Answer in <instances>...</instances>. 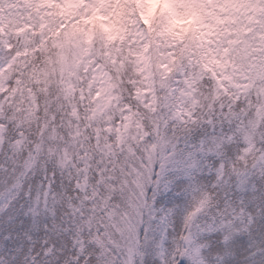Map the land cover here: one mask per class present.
Returning <instances> with one entry per match:
<instances>
[{
  "label": "snow or ice",
  "instance_id": "snow-or-ice-1",
  "mask_svg": "<svg viewBox=\"0 0 264 264\" xmlns=\"http://www.w3.org/2000/svg\"><path fill=\"white\" fill-rule=\"evenodd\" d=\"M13 6L0 264H264V22L241 38L196 0H125L114 45L69 32L80 17L34 18L39 0H0ZM96 9L111 11L83 0V19ZM160 40L172 67L146 87Z\"/></svg>",
  "mask_w": 264,
  "mask_h": 264
},
{
  "label": "rangeland",
  "instance_id": "rangeland-1",
  "mask_svg": "<svg viewBox=\"0 0 264 264\" xmlns=\"http://www.w3.org/2000/svg\"><path fill=\"white\" fill-rule=\"evenodd\" d=\"M53 1L59 2L63 7H65L69 11H78V17H80V15L81 17L80 19H77V26H75L77 28V32H79V29H82L83 31L86 25H90L91 27L89 28V33H91L93 30H103L104 33L113 41L114 45L120 44L122 40L126 42L129 39V34L125 33V31L123 30V24L121 20L123 12H121L122 14L117 13V6H119L118 0H97V3L100 5V8L104 9L105 11H108V9L110 8L111 11L108 12L107 16H102L99 15L100 9L93 10L92 14L88 17V19H83L81 14L83 0H39L43 7L39 8L36 12H33L34 18L41 13H49L50 15L45 16V19L49 20L51 16L50 12L52 10ZM162 2L166 3L168 2V0H162ZM196 2L202 5L203 7L210 9V12L208 13L209 16H215L218 19H222L223 21L225 19V16H227L229 13H235L237 16L241 17L244 24V30H248V28L252 26L255 28L259 27L260 29L261 22H264V5H262L259 0H196ZM141 3H143V0L137 1L138 5ZM26 10L29 9H25L24 11ZM17 12L18 9L15 6L0 11V18H12V23L7 28V31L9 32L12 28L20 26V24L17 23V21H19L20 19V17L16 15ZM70 13L73 15L75 14L74 12ZM96 15L100 17L99 21H101V24L95 21ZM71 18L73 17L62 18L60 20L70 22ZM53 21L56 22L55 18H53ZM83 23L85 25L81 28V25ZM182 24L183 23L179 25ZM174 26L175 25L171 26V30L174 31L177 35H182L183 31H178L179 29L176 30ZM257 36L259 37V32ZM165 45L166 41L160 40L159 44L155 46L156 50L154 51L159 56V58L161 57V60L159 61L160 72L164 76H166L167 74V69L164 67V65H167L168 67L170 66V64H168L167 56L160 54L162 52H166ZM152 81L153 72L151 64V67L146 69L144 73V86L152 87Z\"/></svg>",
  "mask_w": 264,
  "mask_h": 264
},
{
  "label": "trees",
  "instance_id": "trees-1",
  "mask_svg": "<svg viewBox=\"0 0 264 264\" xmlns=\"http://www.w3.org/2000/svg\"><path fill=\"white\" fill-rule=\"evenodd\" d=\"M139 1V0H137ZM118 5L117 6V13H121L124 12V4H125V0H118ZM29 11V10H26ZM163 11V10H161ZM70 12H74L75 14H71ZM80 12V11H79ZM51 16L49 21L55 22L53 21V18H55L56 22L59 21L62 18H68V17H78V11H69L67 10L65 7H63L59 2L53 1L52 3V10H51ZM122 14V13H121ZM160 13H157V15H159ZM32 16L34 17V14L32 12ZM118 16V15H117ZM1 17V15H0ZM81 17V15H80ZM99 16L96 15L95 17V21H97V23H100L101 21H99ZM72 19V18H71ZM80 19V18H79ZM7 20V19H5ZM102 20V18H101ZM225 22V26H230L233 29H236L239 31V34L241 36V38H251L254 35L256 36V38L258 39V32H259V27L255 28V27H249L247 31L244 30V24L243 21L241 19L240 16H237L235 13H229L227 16H225L224 19ZM101 24V23H100ZM85 24L83 23L81 25V28L84 26ZM175 25L174 28L178 31H185V29L189 28L191 25L188 23H183L182 25L179 24H173ZM77 26V22L75 24H71L70 28L68 29L69 32L72 33H78L77 32V28L75 27ZM73 29V30H72ZM7 30V29H6ZM79 32H82V29H79ZM161 60V57L159 58V56L153 51L152 52V72H153V79H159L160 83H164V78L165 76L160 72V64L159 61ZM169 67H172V65H170Z\"/></svg>",
  "mask_w": 264,
  "mask_h": 264
}]
</instances>
